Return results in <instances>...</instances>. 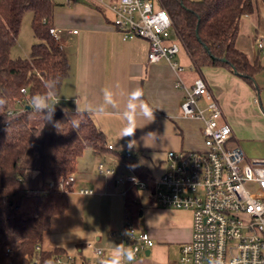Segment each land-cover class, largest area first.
Masks as SVG:
<instances>
[{
  "label": "crops",
  "instance_id": "crops-1",
  "mask_svg": "<svg viewBox=\"0 0 264 264\" xmlns=\"http://www.w3.org/2000/svg\"><path fill=\"white\" fill-rule=\"evenodd\" d=\"M83 1L76 3L68 20H59L55 13L54 25L61 29L59 40L67 52L71 69L60 93L53 99L62 109L76 110V99L81 108H87L103 104L102 89L113 87L117 92L116 107H106L100 115L91 113L113 148L102 154L87 148L79 158L76 180L68 192V208L52 218L42 249H60L63 256H73L76 264H101L95 247H101L109 256L120 244L132 249L123 238L128 186L119 180L133 174L130 164L145 167L158 177L167 169L169 151L204 147L203 121L182 112L186 90L175 85L179 77L187 86L198 76L204 77L233 128V142L248 158H264V103H258L261 99H257L261 90L264 91V68L256 74L258 89H254L226 67L191 68L193 62L188 53L187 61L176 57L184 67L180 72L166 60L150 63L147 39H125L112 23L113 18L95 0ZM258 34L264 35V0H256L255 11L244 17L237 41L240 48H251V52L244 49L249 54L255 55L258 51L264 66V48L261 53L255 43ZM116 84L120 85L119 89L115 88ZM137 86L143 89L144 100L155 109L154 120L139 119L142 128L137 129V145L130 150L129 138H120V129L126 94ZM148 132L157 134L154 141L142 139ZM127 152L133 157L125 158ZM32 159L29 153L25 160L27 167L32 166ZM100 163L114 171L100 172ZM41 184V174L29 169L25 176L26 188L37 193ZM84 188L93 192H82ZM141 201L142 210L136 225L139 230L148 231L155 244L135 254L134 260L125 259L124 264L176 262L181 245L192 237V211L161 206L151 194L148 201Z\"/></svg>",
  "mask_w": 264,
  "mask_h": 264
},
{
  "label": "trees",
  "instance_id": "trees-1",
  "mask_svg": "<svg viewBox=\"0 0 264 264\" xmlns=\"http://www.w3.org/2000/svg\"><path fill=\"white\" fill-rule=\"evenodd\" d=\"M160 1L195 68L223 66L258 89L256 74L264 68L259 52L251 55L237 43L242 21L255 11L256 0ZM56 5L54 0H0V97L6 100L0 106V264H53L62 255L60 249H42L52 218L68 208L70 189L63 190L60 180L75 173L87 148L96 154L110 149L105 132L91 113H85L86 123L79 131L67 124L61 131L51 124L42 128V119L40 125L32 123L36 113L31 97L46 91L45 81L59 77L57 96L71 69L63 44L51 33ZM27 10L33 12L32 27L38 40L32 44L30 56L12 57ZM54 119L65 120L64 109L58 105ZM29 153L33 156L31 167L25 165ZM130 166L153 195L152 173L135 163ZM29 169L41 174L37 193L25 186ZM127 186L126 210L136 224L142 210V189L133 183Z\"/></svg>",
  "mask_w": 264,
  "mask_h": 264
},
{
  "label": "built area",
  "instance_id": "built-area-1",
  "mask_svg": "<svg viewBox=\"0 0 264 264\" xmlns=\"http://www.w3.org/2000/svg\"><path fill=\"white\" fill-rule=\"evenodd\" d=\"M95 1L112 11V23L125 39L142 37L149 41L150 63L166 60L178 72L184 69L176 59L182 41L160 0ZM51 33L60 39L61 29L53 26ZM255 43L262 50L264 35L258 34ZM175 85L186 90L183 114L204 123V147L169 151L167 169L155 177L153 195L159 205L193 213L192 237L181 245L178 260L168 264H208L209 257H222L224 264H264V158H248L233 142V128L204 77L198 76L190 86L179 77ZM22 92L26 93V88ZM132 157L131 152L125 155ZM98 168L100 172L114 171L104 163ZM75 180V173L62 177L60 187L69 190ZM119 180L147 189L146 182L134 174ZM81 191L93 192L87 188ZM123 238L136 255L155 244L148 231L138 229L128 210ZM95 251L101 262L109 257L101 247ZM53 264H76V260L60 255Z\"/></svg>",
  "mask_w": 264,
  "mask_h": 264
},
{
  "label": "clouds",
  "instance_id": "clouds-1",
  "mask_svg": "<svg viewBox=\"0 0 264 264\" xmlns=\"http://www.w3.org/2000/svg\"><path fill=\"white\" fill-rule=\"evenodd\" d=\"M59 83V77L49 79L44 82L45 92L35 94L31 97V108L40 118L43 120V126L46 124H51L58 131H61L63 125L67 124L69 128L79 131L81 125L86 123V115L90 113H95L97 115L103 114L106 107L115 108L117 101V92L113 87H105L102 89L103 92V104L90 106L87 108H81L80 102L76 99V110L71 112L68 109H64V121H58L54 119L56 105L58 101H54V97L57 94V85ZM116 89L120 88L119 84L115 85ZM121 95L124 93L121 92ZM127 103L125 110L122 113L123 126L120 129V138L128 137V147L133 149L137 145V140L135 138L136 131L139 128L138 121L143 118L148 121L154 120V108L144 100L143 89L137 86L135 89L131 90L127 94ZM6 103L5 98L0 97V106ZM157 134L154 132H148L144 134L142 139L147 140L151 138L153 141L156 139ZM135 253L129 248H124L123 244L115 246L113 253L106 259L102 260L101 264H124V260L132 261L134 260ZM208 264H224L222 257H209Z\"/></svg>",
  "mask_w": 264,
  "mask_h": 264
},
{
  "label": "rangeland",
  "instance_id": "rangeland-1",
  "mask_svg": "<svg viewBox=\"0 0 264 264\" xmlns=\"http://www.w3.org/2000/svg\"><path fill=\"white\" fill-rule=\"evenodd\" d=\"M54 1L57 2V5L55 6L54 17H55V13H56L59 20H62L64 18H67V20H68L70 18L71 12L73 11V9L76 6V3H80V2L83 3L84 2L83 0H54ZM97 4L105 11V13L110 18H113V14L109 9H107L103 4H100V3H97ZM32 19H33V12L31 10H27L25 12L23 20H22L20 32H19L18 39H17V43L11 49L12 57H19V56L20 57H28V56H30L32 44L38 40V38L35 36L34 31H33ZM179 44H180V51H179L177 57H178V59H181L183 62H184V60L187 61V57H188L187 51H186L183 43H181L179 41ZM243 48L246 51L251 52L250 47L248 48V47L244 46ZM260 52L262 53V50ZM259 98L261 99V102L259 101ZM257 99L259 101L258 103H262V104L264 103V91L263 90H261V92L259 93V97H257ZM32 123L34 125H40L41 118H40L39 114L36 113L34 115ZM140 193H141L143 201L149 200L150 193L148 190L142 189Z\"/></svg>",
  "mask_w": 264,
  "mask_h": 264
}]
</instances>
